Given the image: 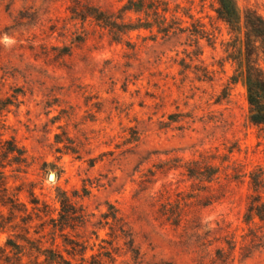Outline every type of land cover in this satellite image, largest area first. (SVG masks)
Listing matches in <instances>:
<instances>
[{
	"label": "rangeland",
	"instance_id": "1",
	"mask_svg": "<svg viewBox=\"0 0 264 264\" xmlns=\"http://www.w3.org/2000/svg\"><path fill=\"white\" fill-rule=\"evenodd\" d=\"M165 1L188 30L82 19L124 0H0V264H264L240 35L215 0Z\"/></svg>",
	"mask_w": 264,
	"mask_h": 264
},
{
	"label": "trees",
	"instance_id": "2",
	"mask_svg": "<svg viewBox=\"0 0 264 264\" xmlns=\"http://www.w3.org/2000/svg\"><path fill=\"white\" fill-rule=\"evenodd\" d=\"M217 7L215 13L230 32L240 35L241 49L237 51L235 62L240 70L246 88L248 102V119L255 126H264V18L255 11L245 9L240 12L235 0H215ZM182 12L178 6L173 8L165 0H124L121 7L113 13H106L96 8L87 7L83 11V18H91L96 23L107 28L115 35H125L137 30H153L157 34L167 36L171 33L188 30L181 27L175 20L181 22L177 13ZM129 13L137 14L136 19H126ZM183 15H187L183 12ZM190 17V16H189ZM202 37V34H197ZM117 41V38H116ZM13 151V150H8ZM21 155V152H18ZM257 183V182H256ZM254 184V193L258 190ZM0 198V205L5 207L10 202ZM61 209L59 219L61 227L65 225L69 212L65 210L68 202L65 197L60 200ZM34 204V202H32ZM247 213L249 218L264 219V203L253 196L248 202ZM48 260V258H46ZM57 264H71L62 257L52 258Z\"/></svg>",
	"mask_w": 264,
	"mask_h": 264
},
{
	"label": "water",
	"instance_id": "3",
	"mask_svg": "<svg viewBox=\"0 0 264 264\" xmlns=\"http://www.w3.org/2000/svg\"><path fill=\"white\" fill-rule=\"evenodd\" d=\"M51 177V176H50Z\"/></svg>",
	"mask_w": 264,
	"mask_h": 264
}]
</instances>
